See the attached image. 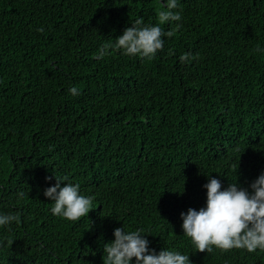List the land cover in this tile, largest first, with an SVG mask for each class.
<instances>
[{
	"label": "trees",
	"instance_id": "trees-1",
	"mask_svg": "<svg viewBox=\"0 0 264 264\" xmlns=\"http://www.w3.org/2000/svg\"><path fill=\"white\" fill-rule=\"evenodd\" d=\"M0 264H264V0H0Z\"/></svg>",
	"mask_w": 264,
	"mask_h": 264
}]
</instances>
